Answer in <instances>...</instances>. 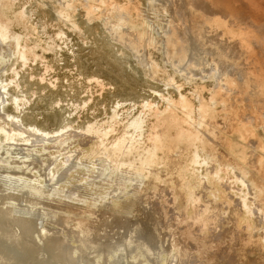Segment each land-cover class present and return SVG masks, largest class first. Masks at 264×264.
<instances>
[{"label": "bare ground", "instance_id": "bare-ground-1", "mask_svg": "<svg viewBox=\"0 0 264 264\" xmlns=\"http://www.w3.org/2000/svg\"><path fill=\"white\" fill-rule=\"evenodd\" d=\"M105 1L106 0H101L100 2L104 3ZM97 2H95V4ZM151 2V7H153V10L157 13L156 17L164 22L163 27L161 26L162 28L159 30L160 40L157 39V37H153L151 33L146 30L142 31L140 29L142 32L136 30L133 21H131L129 7L122 8L120 5L118 7V4L115 3V6L113 3V13L115 12L117 16V20L114 22L116 23L117 21V23L112 24L115 32L120 29L122 30V27L133 29V34H131V36L129 34V36L125 35V37L120 33L117 36L120 39L118 41L125 43V45L127 44V47L130 46V51L132 49L134 51H139L145 43L149 45L161 41L163 44L162 51H164L167 61L171 63L170 66L173 67L172 70L176 71V73L178 72L179 75H184L186 81L189 83H193L194 80H192V78L196 76H199V80L201 81L212 80L213 87L210 98L206 101L202 95L205 84L201 88H198L195 84L196 86L192 96L197 102L196 108L194 107V102L181 93H179L178 100H174L171 96L163 97L160 95L165 102V108L161 113H159L156 106L144 104V110L148 111V114L154 116L156 120V124L152 126L146 136L149 145L146 146L144 140V135L146 133L144 131L146 126L145 114L140 113L137 118L126 125L123 135L120 136L119 139L117 138L111 145V149L104 150V157L109 159L108 162L110 164L114 162L116 168L120 170V173L124 172V174L134 175L138 177L139 181L142 180L143 183L145 182V184L152 188L150 194L147 195V197H151V199H149V204H147L148 206L146 208H140L141 206L132 200L133 202L125 206L122 205L125 208L121 210V215H116L117 212L115 214H105V212L99 211L96 208L87 207L84 209L72 205L68 203L72 200L70 197H65V199L67 198L66 200L58 201V198L54 199L51 197L49 199V197L31 195L35 198V201L43 199L44 201L47 200V202L54 204V208L51 209L52 207L49 205L33 201L31 197H29L30 193L27 194L28 192L25 194L21 192L20 195L19 193L17 194L16 181L11 178L3 177V175L0 174V264H136L137 261L140 264L145 262L159 264L160 261L162 263L164 262V264H264V251L259 246L262 245L264 247V161L256 157H252L249 160V164L252 166V171L255 172V175L257 173L259 176H262L260 177L262 182H260L257 178L255 180L252 176L251 169L250 171L246 169L245 166L247 162L245 159H242L241 162L238 161V158L240 160L241 156H236V151L239 149H237L236 144L233 145L229 143V138H227L229 134L232 135L233 133H239L246 138H252L251 136L254 134L252 130L253 126L259 124L264 128V4L260 3V0H151ZM245 2H247L246 5L249 6V9H246L242 5V3ZM69 3L67 2V4ZM134 5L136 4L134 3ZM106 6L107 5H105V7ZM109 6L110 5H108V7ZM90 7H92V5H90ZM101 11L100 13L102 14L103 11ZM142 11H140V14ZM143 12L148 13L147 11ZM138 15L139 12L136 17H139ZM109 18L111 19L112 17L110 16ZM139 18L141 19L142 17ZM98 19H100V17H98ZM107 20L109 19L107 18ZM104 23L106 25V22ZM151 23L152 22H150V25ZM152 25H154V23ZM112 31L114 30L112 29ZM116 33L114 35L115 38H117ZM4 36L5 35L1 34L0 38L3 39ZM115 41L118 43L117 39ZM154 46L155 44L153 47ZM157 49L160 50L158 46ZM141 52L137 53L140 54ZM134 53L135 52H133V54ZM145 53H143V56ZM136 59L141 60V58L138 57ZM141 61L145 62L142 63ZM141 61V64H145L147 60ZM167 64L166 62V65ZM161 83L159 84L161 85ZM166 85L168 88L174 86L177 91H180L181 86H175L173 79H170ZM11 87L13 86L11 85ZM156 87H158V85H156ZM3 89H5V87H3ZM6 94L5 91V95ZM188 94L191 95L189 92ZM244 100H246V103ZM2 101L5 100L2 98ZM239 104L240 106L242 104L240 109L238 108ZM243 104H245V107H243ZM253 106L256 107V112L252 111ZM218 107L221 108L224 114L222 120H218L216 117ZM195 113L197 114L196 120L193 119ZM113 118L110 117V120ZM8 123H11L10 125L13 129L11 130L3 127L0 129V132L4 134L5 141L11 142L9 144H12V141H15L17 137H20L21 141L29 144L39 141L41 143L49 140L48 135L37 131V128L35 129L36 132L27 131L21 127L19 121L18 123H14L11 119V122L9 121ZM115 124L118 125V121H115L114 125ZM114 125L110 127L109 131L102 132L101 137L109 135V133L114 130ZM103 130L104 129H102V131ZM70 131L58 133L56 137L50 140H53V142L57 141L64 147V144H66V142L69 143V139L74 137L73 131ZM82 133L84 132L82 131ZM95 133L98 134V131L95 130ZM75 137L76 139L79 138L76 134ZM87 138L90 137L87 136ZM42 139L43 141H41ZM91 139L93 140V138ZM15 146L16 144L14 147ZM180 147L185 148L187 151L193 150V156L190 161L191 165L204 166V168H206V176L203 180V182H205V187L203 186L205 190L201 186L203 192H198L201 193V195L198 193L195 194L193 191H190L187 186L182 184L184 182V176L181 175L183 162L180 163L179 159H176L177 149ZM224 148H226V152L223 150ZM199 152L202 153L201 156ZM160 153L164 155L163 158L159 157ZM56 155H59V153L57 154L56 152ZM70 155L68 156L70 157ZM26 159L27 158H25V160ZM31 160L32 159H30V161ZM17 163L16 161L15 164ZM26 164L27 162H25V166H27ZM65 164L66 163L63 165ZM92 164L94 163L92 162ZM30 166L32 165L29 164V167ZM33 166L36 167L37 165ZM107 168L110 169L109 167ZM174 168L177 171L175 177L173 176L174 173H171ZM88 169H90V167L87 168L86 171H88ZM123 169L126 171H122ZM164 170H166L168 176L166 174L162 176V173L165 172ZM230 171L233 173V176H235L236 182H239L243 187L249 184V190H251L252 193L246 192V195L244 194L240 201H236L235 204H233V202L224 201V206L222 207V204H220V206L218 201L215 200L216 195L214 193L212 197L209 195H211L212 189L216 188L215 184L217 182H226L221 178L220 173H225L224 175L228 178L227 174H229ZM47 172L50 173L48 176H51V172H49V170ZM47 172L44 173L47 174ZM169 172L173 177L169 178ZM22 173L24 172L22 171ZM64 174L62 172L63 176L68 175ZM45 176L46 175H44V177ZM165 176L168 178L164 180V184H168V186L164 187V185H162L159 187L160 180ZM62 178L63 177H60L59 179L62 180ZM52 179L50 181H53ZM61 180L59 181L61 182ZM171 182L175 183L174 186ZM66 184H68V182H66ZM198 184L201 185L200 183ZM231 184H233L232 181ZM114 185H118V182ZM89 186L90 185H88V188H92V186ZM183 186L184 191L181 192L180 188ZM51 187H53V185H51ZM80 187H82V185ZM84 187L85 186H83V188ZM192 188H194V185ZM228 189H230V187ZM136 190L139 189L137 188ZM140 191V195L145 196L144 190L140 188ZM167 193L172 196V202L170 204L172 205L173 203V208L171 209L174 210V213H172V211L169 212L173 215L168 218L162 215L163 206L160 204L162 201L160 203L157 201L158 198L161 200V198L168 197ZM207 193H209L208 196ZM249 193L252 195L251 198H249ZM70 194L73 197L77 195L74 191ZM202 194L204 195L202 196ZM154 197H157V200L154 199ZM169 197L166 198L168 204L169 201H171ZM59 199H61V197H59ZM11 201L13 203H9ZM92 202L95 203L94 201ZM43 207H47L48 210L42 209ZM224 208L226 211H224ZM63 210H69L71 215L61 217L62 213L60 211ZM241 211L245 212L248 217L257 214L259 218H257L259 221L258 224L253 227L252 222L250 223L251 220L249 221L244 217L246 221V230L243 232L240 231L238 227L235 226V222L238 220ZM111 212H114V210ZM41 215L49 219H54V225L49 226L50 222L49 224H43V222L40 221ZM224 223L229 224V228L226 230L223 229L226 227L223 225ZM53 226H56V228ZM64 232L67 234L65 235ZM253 233H257V237H255ZM69 235L74 237L75 243L77 244L76 246L73 247L69 244V239H71ZM163 254L164 256H162ZM248 254H252V256L256 254V258L250 259Z\"/></svg>", "mask_w": 264, "mask_h": 264}, {"label": "rangeland", "instance_id": "rangeland-1", "mask_svg": "<svg viewBox=\"0 0 264 264\" xmlns=\"http://www.w3.org/2000/svg\"><path fill=\"white\" fill-rule=\"evenodd\" d=\"M60 1L61 0H0V35L1 34L5 35L3 39L0 38L1 41L0 42V81L2 82V83L0 82V91H1L0 92L1 95L0 96L1 98L0 99V103H1L0 129L6 127L7 129L12 130L13 127L10 125L11 123H8L9 121L11 122L12 119L14 123H18L19 121V124L21 123L20 124L21 127L24 128L25 130L34 131V132H36L37 130L43 132L48 135V139H49L48 141L46 140L41 143L40 141L30 143L33 145L32 146L29 143H25L21 141L20 137H17L15 138V141H12V144L13 143L16 144V146L14 147L15 144L12 145L9 144L11 142H7V140L5 141L4 134L0 132V174H2L3 177L11 178L15 180L17 185V189H16L17 194L19 193L20 195L21 192L24 194L28 192L27 194L30 193L29 197H31L33 201H35V198L31 195H38L40 197L42 196L49 197V199L51 197L54 199L58 198L57 199L58 201H63L67 199V198L65 199V197L68 198L70 197L72 198V200H70L68 203L75 205L77 207H81L84 209L87 207L96 208L99 211L105 212V214L106 213L115 214L117 212L116 215L117 214L121 215V210H124L125 208L124 206L133 201L139 204L141 206L140 208L142 207L146 208L148 206L147 204H149V199H151V197L149 198L147 197V195L150 194L152 188L149 187L147 184H145V182L143 183L142 180L139 181L138 177L134 175H129L126 173L124 174V172L120 173V170L116 168L115 163L112 162L110 164L108 162L109 159L104 157V150L111 149V145L117 140V138L119 139V137L123 135L126 125L129 124L133 119L137 118L140 113L145 114L146 126L144 131L146 133L144 135V140H145V145L146 146L149 145V143H147L146 136L150 131V129L152 128V126L156 124V120L154 116L149 115L148 111L144 110L143 105L144 104L154 105L159 110V113H161L165 108V102L162 100L160 95H162L163 97L171 96V98H173L174 100H178L179 93H181L183 96L187 97L189 100L194 102V107L196 108L197 102L192 96L195 86L197 85L198 88H201L205 84V89H203L202 95L203 98L206 101H208L211 95L213 81L212 80L201 81L199 80L200 77L196 76L197 78L196 77L192 78V80H194L193 83L187 82L185 79L186 77L184 75L183 76L179 75L178 72L177 74L176 71L172 70L173 67L170 66L171 63L167 61L166 55L164 51H162L163 44L161 41L154 43L156 46V47L154 46L155 48L153 47L154 44L148 45L145 43V45L143 44L139 51H134L131 48L132 52L129 49L130 46L127 47L126 46L127 44L125 45V43H122L121 41L120 43L118 41L120 39L117 36L120 33L124 36L125 35L129 36V34L131 36V34H133L132 33L133 29L131 30L130 28L122 27V30L120 29L119 31H116L117 33L115 32V29L114 27H112V24L117 23V21L116 23H114L115 20H117V16L115 12H114L115 14L113 13L114 11L112 7L113 3L118 4L117 5L118 7L119 5L122 8L129 7L128 9L130 10L131 13V21H133L136 30L139 31L146 30L149 33H151L153 37L155 38L157 37V39L160 40L159 30H161V28L163 27L164 22H162L161 19L156 17L157 13L153 10V7H151L152 6L151 0H140V1L139 0H134V1L106 0L104 2L105 4L101 3L100 2L101 0H95V1L74 0L75 2L73 0H65L66 2L64 0H62L61 2ZM82 1L85 3H83ZM260 1H261L260 3L264 4V0H260ZM67 2L70 3L67 4ZM95 2L97 3L95 4ZM134 3L137 6L134 5ZM246 3L247 2L242 3V5L246 9H249V6L246 5ZM90 5H92V7H90ZM105 5H107L106 6L107 8L105 7ZM108 5L110 6L108 7ZM101 10L103 11L102 14L100 13ZM142 10L147 11L148 13L143 12ZM140 11H142L141 14ZM110 12L112 13V15ZM138 12H139L138 16L142 17L141 19L139 17H136ZM110 16L112 17L111 19L109 18ZM98 17H100V19H98ZM106 17L109 20H107ZM109 21L111 22L107 23ZM104 22H106V25ZM150 22H152L151 25ZM153 23L154 25H152ZM111 28L114 31H112ZM122 31L124 32L126 31V32L124 33ZM154 31L156 34L154 33ZM115 33L117 38H115L114 36ZM116 39L118 43H116L115 41ZM157 46L160 50L157 49ZM141 51L142 52L147 51L146 52L147 54L143 52L145 53L143 56V53ZM133 52L135 53L133 54ZM137 52L138 53L141 52V53L138 54ZM137 57L141 58V60H147L146 63L148 66L146 65V63L141 64V62L143 63L145 61L136 59ZM166 62L168 63L167 65ZM169 78L174 80L175 86L177 85L181 86L180 91H177L174 86L173 87L170 86L171 87V88L169 87L170 89L167 87L166 83L170 80ZM159 83H161V85ZM6 84L8 87L6 86ZM11 85L14 88L11 87ZM16 85L18 88L16 87ZM156 85H158V87H156ZM3 87H5V89H3ZM5 91L7 93L6 95H5ZM150 91L153 93H151ZM188 92L191 93V95L188 94ZM154 93H158V94H154ZM2 98L5 101H2ZM244 101L246 103V100ZM17 103L20 104L18 105ZM14 106H16L17 108ZM238 106H239L238 108L240 109L242 104L241 106L240 104ZM117 107L119 110L117 109ZM243 107H245V104H243ZM219 108L220 107L217 108L216 117L218 118V120H222L224 114L221 108L220 109ZM124 111H126L127 113ZM252 111L255 112L257 111L255 106L252 107ZM113 113L114 116L116 115L115 117L113 116ZM110 117L112 118L114 117V118L110 120ZM196 118H197V114L195 113L193 119L196 120ZM115 121L116 122L118 121L119 123L118 125L115 124L116 126L114 125ZM113 125H114V130L111 131L109 135H107L106 137H101V133L109 131L110 127ZM101 128L104 130L102 131ZM68 130L69 131L71 130L70 132L73 131V136L75 137L76 134V136H79V138L77 139L76 137L70 138L69 139L70 144L66 142V144H64V147L63 145L59 144L57 141L53 142V140L52 141L50 140L51 138L56 137L58 133L60 134L61 132H66ZM95 130L98 131V134L95 133ZM252 130L254 133L251 136L252 138L249 137L246 138L239 133H233L232 135L229 134L227 138H229V143L233 145L236 144L237 149H239L238 151H236V156L238 157L241 156L240 160L238 158V161L241 162L242 159H245L248 164V165L246 164L245 166L246 169H248L249 171L251 169L252 176L255 178V180L257 178L260 182H262L261 181L262 179H260V177L262 176H259L257 173L255 175V172L252 171L253 170L252 166L249 164V160L252 157L253 158L256 157L257 159H261L262 161H264V128L258 124L253 126ZM82 131L84 133H82ZM53 133L55 134V136ZM50 134L52 137L50 136ZM87 136H89L90 138H87ZM84 137H86L87 139ZM91 138H93V140ZM18 140L21 142H19ZM73 140L75 143L73 142ZM41 141H43V139ZM55 146L57 147V149ZM27 149L30 151H28ZM223 150L226 152V148H224ZM56 152L57 154L59 153L61 157L59 155H56ZM199 153L201 156L202 153L201 152ZM160 154L159 157L163 158L164 155H162V153ZM31 155H33L34 157ZM68 155H70V157ZM176 156H177L176 159H179L180 163L183 162L182 163L183 169H181V175L184 176V182L182 184L184 186H187V188L190 191H193L195 194H197L199 191H201L202 193L203 191L201 189V186L204 189L205 182H203V180L205 179L206 176V168H204V166H193L190 164L191 158L193 156V150L187 151L185 150V148L180 147L177 149ZM28 157L32 160L30 161ZM25 158L27 159L25 160ZM72 159L75 161H73ZM13 161L15 163L17 161L18 163L15 164ZM25 162H27L26 164L27 166H25ZM92 162L94 164H92ZM64 163H66L67 165L66 164L63 165ZM29 164L32 166L29 167ZM33 165L35 166L37 165V166L34 167ZM39 165L42 167H40ZM184 165L188 167L186 168ZM65 166L69 169V171ZM89 167L90 169L86 171L87 168ZM107 167H109L110 169H108ZM46 170L47 171L49 170V172H51L52 177L48 176L50 175V173H48ZM22 171L24 173H22ZM122 171H126V170L123 169ZM164 171L165 172L162 173V176H164V174L168 176L166 170ZM44 172H47V174ZM62 172L63 174L65 173L68 175L63 176ZM171 173L172 174L174 173L173 176L175 177L177 175L176 169L174 168L173 172ZM43 174L46 175L45 176L46 179ZM172 174H170L169 172V178L173 177ZM224 174L225 173H220V176L227 183L223 181L222 183L217 182L215 184L216 188L214 187L215 189H212L211 195L207 193V196L209 195L210 197L214 196L213 195L214 193L216 195L215 200L218 201L219 205L222 204L223 207L224 201L233 202V204H235L236 201L237 202L240 201L241 197H243L244 194L246 195V192L252 193V191L249 190L250 189L249 184L248 186L243 187L239 182H236L235 176H233V173L231 171L229 172V174H227L228 178ZM59 175L60 177H63L62 180L59 179L60 178ZM83 175L85 176V178ZM167 176L164 177L165 179L162 178L160 180L159 187L162 185H164V187L168 186V184H164V180L168 178ZM30 177L32 180L30 179ZM51 179L53 181H50ZM55 179L56 180L59 179L61 180V182L59 180L56 181ZM229 180H231L233 184H231V181ZM66 182H68V184H66ZM117 182L118 185L120 184L119 185L120 187L118 185H114L117 184ZM54 183L57 185H55ZM171 183L174 186L175 183L174 182ZM198 183H200L201 185H199ZM87 184L92 186V188L90 186H89L90 188H88ZM51 185H53V187H51ZM81 185L82 187H80ZM193 185L194 188H192ZM83 186L85 187L83 188ZM184 186L180 188L181 192L184 191ZM229 187L230 189L232 188L231 191L230 189H228ZM137 188L139 190H136ZM140 188L144 190L145 196L140 195L141 192ZM236 188L238 189L239 192L237 191ZM47 191L50 194H48ZM70 191L76 192L77 195L73 197L70 194L71 193ZM169 193L167 194L168 197L170 196L169 199H171L172 196ZM201 193L198 194L201 195ZM203 195L204 194H202V196ZM230 196L232 197V199ZM251 196L252 195L250 194L249 198H251ZM59 197H61V199H59ZM168 197L161 198V200L160 198H158L157 200V197H154V199H156L159 203L162 201L160 203L163 206L162 215L167 218L173 215L172 213H174V210L171 209L173 208V203L172 205L170 204L172 202V199L171 201H169L170 204L169 206L166 200V198ZM227 197L229 200L227 199ZM92 201H94L95 203H93ZM35 202H41L44 205H49L50 207H52L51 209L54 208V204L47 202V200L44 201L43 199H38ZM9 203H13V202L11 201ZM107 204L109 205L110 208L108 207ZM42 209L48 210L47 207L45 208L43 207ZM113 210L114 212H111ZM171 211L172 213H169ZM224 211H226L225 208ZM60 212L62 213L61 217L62 216L67 217L71 215V212L69 210H63ZM43 216L44 215L40 216V221L43 222V224H49L50 222L49 226L54 225L53 224L54 219H49ZM246 216L247 214L241 211L238 220L235 222V226L238 227V229L242 232L246 230L245 227L246 221L244 220V217L249 221L251 220L250 223L252 222L253 227H255L256 224H258L259 222L258 221L259 218L257 217V214H254V216L252 217H248V216L246 217ZM227 224L228 223L223 224L226 226V227L223 226L224 227L223 229L226 230L229 228V224L228 225ZM53 227L56 228V226ZM64 234L66 235L67 233L64 232ZM253 235L257 237V233H253ZM69 237H71V239H69V244L72 245L73 247L76 246L77 244L75 243L74 237L71 235H69ZM259 246L264 251V247L262 245ZM255 255L252 256V254H248L250 259H255L256 258ZM162 256H164V254ZM161 263L162 262L160 261L159 264ZM136 264H140V263L137 261ZM142 264H150V263L145 262ZM162 264H164V262Z\"/></svg>", "mask_w": 264, "mask_h": 264}]
</instances>
